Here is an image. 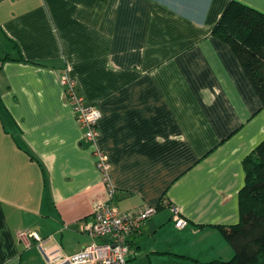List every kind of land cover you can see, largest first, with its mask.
<instances>
[{"label": "crops", "instance_id": "0c3cea01", "mask_svg": "<svg viewBox=\"0 0 264 264\" xmlns=\"http://www.w3.org/2000/svg\"><path fill=\"white\" fill-rule=\"evenodd\" d=\"M229 1L0 0V264H47L26 231L79 251L94 240L82 226L108 202L63 74L101 112L110 205L158 208L129 238L126 264L233 257L217 227L239 222L264 108L213 34ZM238 1L264 13V0Z\"/></svg>", "mask_w": 264, "mask_h": 264}, {"label": "trees", "instance_id": "16d2710c", "mask_svg": "<svg viewBox=\"0 0 264 264\" xmlns=\"http://www.w3.org/2000/svg\"><path fill=\"white\" fill-rule=\"evenodd\" d=\"M213 34L230 45L264 108V13L230 0ZM243 167L239 222L217 227L234 255L196 264H264V139L244 158Z\"/></svg>", "mask_w": 264, "mask_h": 264}, {"label": "built area", "instance_id": "2783aa9c", "mask_svg": "<svg viewBox=\"0 0 264 264\" xmlns=\"http://www.w3.org/2000/svg\"><path fill=\"white\" fill-rule=\"evenodd\" d=\"M60 84L68 98L76 121L84 129L82 140L90 144L96 159V166L106 184L108 202L96 206L92 219L85 222L82 230L92 238L100 239L78 252L66 255L59 244H46L35 232H23L21 238H33L40 246L47 264H126L134 254L129 238L136 234L142 224L156 213L154 206H143L121 211L110 205L115 194L114 186L109 182L110 160L107 154L96 144L99 137L98 122L101 116L99 108L89 104L78 92L76 81L65 74L60 76ZM163 203L167 201L163 200ZM173 219L177 228H184L188 221L172 206Z\"/></svg>", "mask_w": 264, "mask_h": 264}, {"label": "rangeland", "instance_id": "374dc122", "mask_svg": "<svg viewBox=\"0 0 264 264\" xmlns=\"http://www.w3.org/2000/svg\"><path fill=\"white\" fill-rule=\"evenodd\" d=\"M65 75L68 76L67 74H65ZM68 77H69V76H68ZM70 78H71V77H70ZM72 79H73V78H72ZM74 80H75V79H74ZM76 85H77V84H76ZM100 117H101V116H100ZM99 135H100V134H99ZM98 138H99V137H98ZM97 141H98V140H97ZM96 144L98 145V142H96ZM87 145L90 146V144H88V143H87ZM110 165H111V163H110ZM102 179H103V178H102ZM103 181H104V180H103ZM105 185H106V184H105ZM163 200L167 201L165 198H162V199H161V202H160L161 204L163 203ZM166 204H167V203H166ZM154 207H155V206H154ZM156 208H157V207H156ZM157 209H158V208H157ZM88 235H89V234H88ZM90 237H91V236H90ZM93 239H94V240H93L92 242H90L89 244H91V243H93V242H96L95 238H93ZM97 242H99V241H97ZM89 244H88V245H89ZM86 246H87V245H86ZM84 247H85V246H84ZM84 247H83V248H84ZM76 252H78V251H76ZM76 252H75V253H76ZM42 256H43V255H42ZM43 258H44V257H43Z\"/></svg>", "mask_w": 264, "mask_h": 264}]
</instances>
